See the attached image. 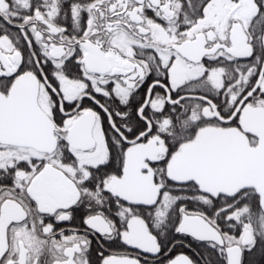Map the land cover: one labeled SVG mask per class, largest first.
<instances>
[{
  "label": "snow or ice",
  "instance_id": "6c2138e0",
  "mask_svg": "<svg viewBox=\"0 0 264 264\" xmlns=\"http://www.w3.org/2000/svg\"><path fill=\"white\" fill-rule=\"evenodd\" d=\"M0 264H264V0H0Z\"/></svg>",
  "mask_w": 264,
  "mask_h": 264
}]
</instances>
